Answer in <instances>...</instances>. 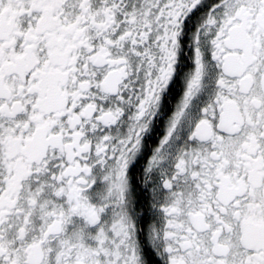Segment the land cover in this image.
<instances>
[{"label": "snow or ice", "instance_id": "obj_1", "mask_svg": "<svg viewBox=\"0 0 264 264\" xmlns=\"http://www.w3.org/2000/svg\"><path fill=\"white\" fill-rule=\"evenodd\" d=\"M0 264H264V0H0Z\"/></svg>", "mask_w": 264, "mask_h": 264}]
</instances>
